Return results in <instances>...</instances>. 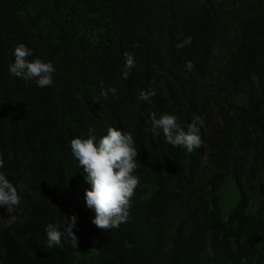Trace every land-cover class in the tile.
Returning <instances> with one entry per match:
<instances>
[{
	"label": "trees",
	"instance_id": "16d2710c",
	"mask_svg": "<svg viewBox=\"0 0 264 264\" xmlns=\"http://www.w3.org/2000/svg\"><path fill=\"white\" fill-rule=\"evenodd\" d=\"M19 43L51 61L52 86L10 74ZM152 112L185 130L201 116L203 145L154 137ZM109 126L132 134L140 183L103 231L70 141ZM0 155L21 199L0 207V264H264V0H0ZM73 215L78 248L47 247V224Z\"/></svg>",
	"mask_w": 264,
	"mask_h": 264
},
{
	"label": "clouds",
	"instance_id": "9594fccd",
	"mask_svg": "<svg viewBox=\"0 0 264 264\" xmlns=\"http://www.w3.org/2000/svg\"><path fill=\"white\" fill-rule=\"evenodd\" d=\"M179 39V37H178ZM191 43V37H187L177 44V49ZM14 62L9 65L10 74L27 81H34L37 87L45 88L53 85L55 67L51 61L45 62L40 58L29 59L33 56V50L24 43H19L14 48ZM125 64L123 76L130 75L132 68L136 66L134 53L125 51ZM191 71L194 67L191 61L185 65ZM109 93L116 95L117 89L109 87L101 91V95L107 99ZM155 96L154 90L141 89L138 99L148 101ZM95 102V101H94ZM151 131L153 136L163 134L164 140L174 148L179 146L188 152L200 148L204 141L200 136V129L204 119L199 115H193L187 130L180 127L177 117L171 114H163L157 118L154 112L149 114ZM93 129H88L87 138L77 136L70 141L71 152L82 167L86 175V182L91 184V190H85L84 199L89 209H94L95 218L92 223L100 230L106 231L118 228L126 223L129 215L130 199L134 190L138 187L139 177L134 175L138 168V150L130 132L118 130L109 126L107 134L100 137L93 135ZM4 161L0 155V168ZM21 203L17 188L0 172V207L12 210ZM17 221L12 215L8 218V226ZM77 218L72 216L71 222L65 223V230L61 231L55 224L49 223L44 229L47 235V247L62 246V237L68 238L72 246L78 248V237L73 229L76 227ZM130 248L132 245L129 243Z\"/></svg>",
	"mask_w": 264,
	"mask_h": 264
},
{
	"label": "rangeland",
	"instance_id": "374dc122",
	"mask_svg": "<svg viewBox=\"0 0 264 264\" xmlns=\"http://www.w3.org/2000/svg\"><path fill=\"white\" fill-rule=\"evenodd\" d=\"M226 211H227V208L226 207H223L222 208V216L225 215Z\"/></svg>",
	"mask_w": 264,
	"mask_h": 264
}]
</instances>
